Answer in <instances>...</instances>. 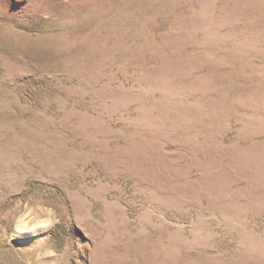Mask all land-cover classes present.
Segmentation results:
<instances>
[{
  "label": "rangeland",
  "instance_id": "obj_1",
  "mask_svg": "<svg viewBox=\"0 0 264 264\" xmlns=\"http://www.w3.org/2000/svg\"><path fill=\"white\" fill-rule=\"evenodd\" d=\"M0 264H264V0H0Z\"/></svg>",
  "mask_w": 264,
  "mask_h": 264
}]
</instances>
